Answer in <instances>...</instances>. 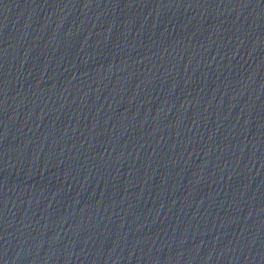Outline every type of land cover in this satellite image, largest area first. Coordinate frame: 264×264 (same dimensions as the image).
Here are the masks:
<instances>
[{"label": "water", "instance_id": "obj_1", "mask_svg": "<svg viewBox=\"0 0 264 264\" xmlns=\"http://www.w3.org/2000/svg\"><path fill=\"white\" fill-rule=\"evenodd\" d=\"M0 264H264V0H0Z\"/></svg>", "mask_w": 264, "mask_h": 264}]
</instances>
